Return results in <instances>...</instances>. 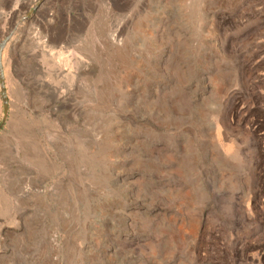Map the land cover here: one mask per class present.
<instances>
[{"label": "rangeland", "instance_id": "rangeland-1", "mask_svg": "<svg viewBox=\"0 0 264 264\" xmlns=\"http://www.w3.org/2000/svg\"><path fill=\"white\" fill-rule=\"evenodd\" d=\"M1 77L0 264H264V0H0Z\"/></svg>", "mask_w": 264, "mask_h": 264}, {"label": "water", "instance_id": "water-1", "mask_svg": "<svg viewBox=\"0 0 264 264\" xmlns=\"http://www.w3.org/2000/svg\"><path fill=\"white\" fill-rule=\"evenodd\" d=\"M0 82L2 84V77L0 78ZM2 95H3V99H4V110L6 112V102H5V97H4V92H3V89H2Z\"/></svg>", "mask_w": 264, "mask_h": 264}]
</instances>
